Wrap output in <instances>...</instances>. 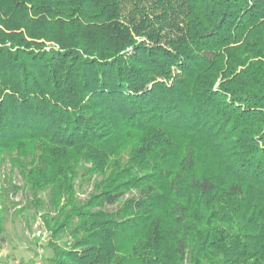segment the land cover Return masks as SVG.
Wrapping results in <instances>:
<instances>
[{"label":"trees","instance_id":"trees-1","mask_svg":"<svg viewBox=\"0 0 264 264\" xmlns=\"http://www.w3.org/2000/svg\"><path fill=\"white\" fill-rule=\"evenodd\" d=\"M21 215L41 264H264V0H0Z\"/></svg>","mask_w":264,"mask_h":264},{"label":"rangeland","instance_id":"rangeland-1","mask_svg":"<svg viewBox=\"0 0 264 264\" xmlns=\"http://www.w3.org/2000/svg\"><path fill=\"white\" fill-rule=\"evenodd\" d=\"M15 180L19 183L18 176ZM21 195L18 193L17 199ZM37 231L42 232L37 236ZM6 241L0 250V261L26 264L41 254H46L44 243L47 233L37 215L11 216L5 222Z\"/></svg>","mask_w":264,"mask_h":264},{"label":"built area","instance_id":"built-area-1","mask_svg":"<svg viewBox=\"0 0 264 264\" xmlns=\"http://www.w3.org/2000/svg\"><path fill=\"white\" fill-rule=\"evenodd\" d=\"M42 232L37 231L36 235L40 236ZM0 264H23L20 262H2L0 261ZM26 264H41V251L39 252V255L32 259V261L26 263Z\"/></svg>","mask_w":264,"mask_h":264}]
</instances>
